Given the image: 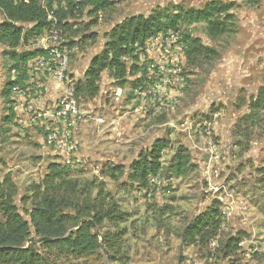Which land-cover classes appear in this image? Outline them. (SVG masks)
<instances>
[{
	"label": "rangeland",
	"instance_id": "1",
	"mask_svg": "<svg viewBox=\"0 0 264 264\" xmlns=\"http://www.w3.org/2000/svg\"><path fill=\"white\" fill-rule=\"evenodd\" d=\"M208 1L116 0L106 10L92 13L87 7L82 20L63 26L67 44L73 48L72 76L82 78L109 30L124 18L146 16L171 5L201 8ZM222 1L236 5L234 33L212 39L203 23L182 27L184 34L200 40L204 50L195 58L185 52L174 77L177 80L170 85L174 112L148 117L143 129L140 125L142 130H135L136 125L130 126L134 119L131 100L136 99L131 87L134 76L120 87L108 71L101 73L93 99H79L83 108L106 117V123L115 119L120 134L106 126L100 134L90 131L83 140V155L90 159L69 176L70 181L80 183L76 201L95 197L100 186L106 199L115 201L127 216L98 231L100 237L105 230L120 235L115 261L99 249L58 264H264V109L253 108L255 101L264 99V0L257 4ZM8 49L0 43V183L10 178L16 189L14 203L28 219L31 189L41 184L48 164L57 160L31 131L2 124L8 107L2 88L16 75L9 69ZM14 50L22 51L21 45ZM123 61L128 65V60ZM140 76L145 78L143 70ZM117 87L122 90L118 100L114 98ZM107 107L113 108L109 114ZM163 137L169 139V146L162 152L161 171L155 180L147 185L131 181L129 163L154 139ZM179 147L188 151L194 165L183 177L169 171ZM113 166L122 168L110 174L108 169ZM215 201L220 213L215 234L203 244H183L185 225Z\"/></svg>",
	"mask_w": 264,
	"mask_h": 264
},
{
	"label": "trees",
	"instance_id": "2",
	"mask_svg": "<svg viewBox=\"0 0 264 264\" xmlns=\"http://www.w3.org/2000/svg\"><path fill=\"white\" fill-rule=\"evenodd\" d=\"M115 1L80 0L79 5L81 8L90 7L89 12L92 13L106 10ZM245 1L257 4L259 0ZM235 6L232 1L210 0L201 8L171 5L159 7L146 16L124 18L109 30L101 51L89 60L82 78L75 83V95L84 101L93 99L98 93V82L103 71H108L120 87L127 83L129 76H134L131 87L135 88L142 80L135 77L140 68L134 62L128 67L122 57L136 61V47L158 32L180 30L185 52L188 56L197 57L203 53L204 47L198 38L184 34L182 27L203 23L207 35L212 39L230 35L236 31ZM0 11L4 15L0 23V43L9 48L6 52L12 62L9 69L16 73L15 79L4 84L1 93L8 104L1 121L2 124H9L13 123L11 91L22 77L21 64L30 55L24 51L16 52L14 48L29 37L40 34L48 23L37 0L18 4L0 0ZM91 36L83 35L84 38ZM253 108L264 109V99L255 101ZM168 146L167 137L154 139L149 148L129 163V179L147 185L150 177L160 173L162 152ZM121 168L113 166L108 170L112 174ZM193 169L188 151L179 147L171 159L170 173L183 177ZM76 170L78 168L62 165L58 161L48 164L41 184L31 189V207L26 213L28 219L22 216L14 203V185L9 177H4L0 183V264H58L62 260L86 257L99 249H105L109 259L115 261L113 255L119 252L120 235L115 236L105 230L100 237L98 231L105 224L112 226L124 221L127 213L121 211L115 201L106 199L107 193L103 194L100 186L95 197L88 195L78 203L76 195L80 183L69 179ZM219 222L220 213L215 201L185 225L181 233L182 243L207 242L215 234ZM30 238L32 240L28 242Z\"/></svg>",
	"mask_w": 264,
	"mask_h": 264
},
{
	"label": "built area",
	"instance_id": "3",
	"mask_svg": "<svg viewBox=\"0 0 264 264\" xmlns=\"http://www.w3.org/2000/svg\"><path fill=\"white\" fill-rule=\"evenodd\" d=\"M13 4L29 0H9ZM43 9L47 26L29 37L21 50L30 53L21 64L22 77L11 91L13 124L21 131H31L40 139V146L62 165L79 168L88 159L82 153L81 131L89 128L101 133L107 126L116 130V121L106 123L97 110L83 108L75 95L78 78L72 76L71 53L63 26L80 21L86 8L80 0H37ZM185 43L180 30L169 29L149 37L136 47L134 62L145 73L141 83L132 90L137 105L135 110L145 117H156L176 110L170 85L177 80L179 65L185 59ZM15 72V70H12ZM16 77V76H15ZM14 77V79H15ZM181 82V81H180ZM183 87V85L181 84ZM122 90L117 87L116 97ZM115 133L120 134L119 130ZM156 176L149 178L151 183ZM219 200L222 198L219 197Z\"/></svg>",
	"mask_w": 264,
	"mask_h": 264
},
{
	"label": "crops",
	"instance_id": "4",
	"mask_svg": "<svg viewBox=\"0 0 264 264\" xmlns=\"http://www.w3.org/2000/svg\"><path fill=\"white\" fill-rule=\"evenodd\" d=\"M133 89V88H132ZM110 96H111V93H110ZM114 98L116 99V100H118L119 99V97H116V94L114 93ZM134 101V100H133ZM132 100H131V106H133L134 107V109H133V116L134 117H132V118H134V119H132L133 121H131L132 123H131V127L133 128L134 126L133 125H136L135 127H134V129L135 130H142L143 129V126H144V121H146L147 119H148V117H145V116H143V115H140V114H138V113H136L137 111L135 110V106L137 105V103L134 101L133 102ZM106 109H109V111L107 112L108 114L110 113V111L113 109H111L110 107H107ZM139 120H142V121H140V122H138ZM144 123V124H143ZM133 124V125H132ZM141 125V126H140ZM139 126L140 127H142V129H140L139 128ZM90 131H92L91 129H89V128H84L82 131H81V144L83 145V140H85V139H88V135H89V132ZM147 131H145V133H146ZM142 134V133H141ZM148 134V133H147ZM146 140H147V135H145L144 137H143V141H142V143H141V146L143 145V144H145V142H146ZM83 153V152H82ZM87 159L89 160L90 159V157L89 156H87Z\"/></svg>",
	"mask_w": 264,
	"mask_h": 264
},
{
	"label": "water",
	"instance_id": "5",
	"mask_svg": "<svg viewBox=\"0 0 264 264\" xmlns=\"http://www.w3.org/2000/svg\"><path fill=\"white\" fill-rule=\"evenodd\" d=\"M32 240V238L28 239V242H30Z\"/></svg>",
	"mask_w": 264,
	"mask_h": 264
}]
</instances>
